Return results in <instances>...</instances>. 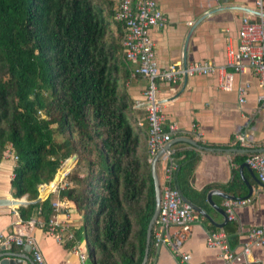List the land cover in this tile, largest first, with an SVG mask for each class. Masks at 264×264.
I'll list each match as a JSON object with an SVG mask.
<instances>
[{
  "label": "trees",
  "instance_id": "1",
  "mask_svg": "<svg viewBox=\"0 0 264 264\" xmlns=\"http://www.w3.org/2000/svg\"><path fill=\"white\" fill-rule=\"evenodd\" d=\"M123 35L112 0H0V161L10 144L12 195L29 200L19 217L54 213L50 194L35 200L39 186L75 154L59 195L82 216L71 243L84 237L93 264H141L155 206L150 159L118 82L128 76ZM172 155V184L193 199L198 155Z\"/></svg>",
  "mask_w": 264,
  "mask_h": 264
},
{
  "label": "crops",
  "instance_id": "2",
  "mask_svg": "<svg viewBox=\"0 0 264 264\" xmlns=\"http://www.w3.org/2000/svg\"><path fill=\"white\" fill-rule=\"evenodd\" d=\"M155 1L166 18L162 27L149 28L157 65L163 68L174 63L183 68L193 62H210L223 65L231 73V80L229 89L220 86L217 73H195L172 83L160 79L156 82L157 97L165 114L164 127L174 126L164 148L189 150L198 155L188 183L199 195L193 194L191 199L182 193L194 204L195 219L178 252L155 240L154 235L161 228L153 223L145 264H185L182 253L189 255L190 264H219L220 250L206 244L209 232L217 230L225 232L233 252L239 255L232 264H264V243H252L248 237L250 228L264 224V183L244 165L247 154L264 148V88L246 60H240L241 71L227 65L228 50L238 44L242 17L255 12L254 0ZM125 66L128 76L118 82L131 104L128 117L139 134V149L146 153L147 124L142 102L147 79L133 74L131 64L125 62ZM240 87H246L241 95L243 102L239 101ZM155 156L161 187L166 165L162 149ZM13 165L10 158L0 161V197L18 198L12 195L10 187ZM59 190L49 194L51 202L58 200L63 204L52 214L65 228L60 238L43 227L25 226L18 206H0V232L25 231L24 238L38 247L46 264H93L85 238L75 243L67 238L68 233L82 225V216L59 195ZM22 197L26 199V195ZM243 197H250L251 201L235 207L234 218L228 220L224 201ZM33 218L42 219L36 215ZM177 229L175 225L168 227L169 233ZM27 240L21 246L0 245V253L10 252L17 264H34ZM246 243L249 252L245 255L242 250Z\"/></svg>",
  "mask_w": 264,
  "mask_h": 264
},
{
  "label": "built area",
  "instance_id": "3",
  "mask_svg": "<svg viewBox=\"0 0 264 264\" xmlns=\"http://www.w3.org/2000/svg\"><path fill=\"white\" fill-rule=\"evenodd\" d=\"M114 4V18L124 26V35L121 40L123 59L132 65V73L140 74L147 79V84L143 92V106L145 121L147 124L146 149L149 158L162 149V156L166 162L164 168V180L160 187V205L157 216L154 220L160 226V230L154 237L157 242L167 244L175 252H178L182 241L190 231L195 214L192 206L185 202L180 196V191L172 184L173 173L177 168V162L173 157V150L164 148L170 139V130L173 125L164 127L165 114L162 104L157 97V80L166 82H176L181 80L184 75L191 74H212L217 73L220 78V86L224 89L230 88L231 73L227 72L223 65L216 66L210 62H193L183 68H178L174 63L160 68L157 65L154 54V43L149 36L150 27H162L165 23V16L158 7L155 0H112ZM255 12H247L241 19L238 31V44L235 49L228 50L227 65L233 66L235 70L243 69L240 60H246L248 65L258 78V82L264 88V0H254ZM246 87H240L239 101L243 102ZM41 116L43 113L38 111ZM3 158H10L14 165L17 155L14 153L10 144H7L3 151ZM245 163L255 171L260 182L264 183V151L251 152L245 156ZM13 165V166H14ZM52 191L64 187L62 183L64 175ZM14 173L12 172V177ZM46 184L39 187L42 188ZM251 201L250 197L226 199L224 201L225 214L228 220L234 218V208L239 205L247 204ZM62 202L56 200L51 202L54 213L62 207ZM20 221V220H19ZM22 221V220H21ZM25 226L36 225L43 227L47 232L60 238V233L65 230L64 226L52 215L46 221L33 217L24 221ZM175 225L178 229L169 233L168 227ZM26 232L18 229L11 232H0V245L21 246L25 243ZM72 234L68 233L67 238L72 239ZM248 237L252 243H264V224L252 227L248 230ZM32 259L35 264H46L38 249L30 240H27ZM209 247H216L220 250L219 264H232L239 258L230 247L226 234L223 230L211 231L206 238ZM249 245L244 244L242 253L248 254ZM181 260L185 264L189 263V255L182 253Z\"/></svg>",
  "mask_w": 264,
  "mask_h": 264
},
{
  "label": "water",
  "instance_id": "4",
  "mask_svg": "<svg viewBox=\"0 0 264 264\" xmlns=\"http://www.w3.org/2000/svg\"><path fill=\"white\" fill-rule=\"evenodd\" d=\"M187 75H184V79L186 78ZM168 147V145H166ZM257 151L263 152L264 148H258ZM154 157V156H153ZM156 157L152 158L150 165H151V175L153 178V184H154V201H155V206H154V211L153 214L149 220L147 230H146V246H145V252H144V257L142 259L141 264H145V261L147 259L148 255V248H149V243H150V237H151V229L152 225L154 223V220L157 216L158 210H159V205H160V185L157 179L156 171H155V162H156ZM76 158V155L73 154L71 157L67 158L64 160V162L61 164L59 169L57 170L56 174L54 175L53 179L42 189L40 190V193L38 194L37 198L35 200H42L44 199L50 191L57 185V183L60 181L62 177V173L65 171H69V169L73 166V162ZM244 165H247L244 163ZM248 166V165H247ZM250 192V190H249ZM180 196L182 199L189 203L192 208H194V204L190 201H188L186 198L183 197L182 193L180 192ZM29 202V200H26L24 197L21 198H12V197H0V206H19V205H25ZM10 247V246H6ZM17 259L14 258L13 255H11L10 252H2L0 253V264H17ZM35 264V263H34Z\"/></svg>",
  "mask_w": 264,
  "mask_h": 264
},
{
  "label": "rangeland",
  "instance_id": "5",
  "mask_svg": "<svg viewBox=\"0 0 264 264\" xmlns=\"http://www.w3.org/2000/svg\"><path fill=\"white\" fill-rule=\"evenodd\" d=\"M71 157V156H70Z\"/></svg>",
  "mask_w": 264,
  "mask_h": 264
}]
</instances>
